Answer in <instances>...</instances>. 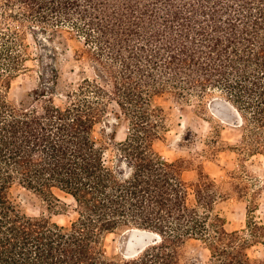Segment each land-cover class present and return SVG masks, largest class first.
Listing matches in <instances>:
<instances>
[{
    "label": "trees",
    "instance_id": "16d2710c",
    "mask_svg": "<svg viewBox=\"0 0 264 264\" xmlns=\"http://www.w3.org/2000/svg\"><path fill=\"white\" fill-rule=\"evenodd\" d=\"M67 33L93 74L60 92L50 44ZM29 34L43 50L40 85L16 103ZM209 97L233 105L248 143L264 145V0H1L0 264H197L192 241L211 252L207 264H264V250L250 252L264 245L258 208L248 234L230 232L216 212L225 188L204 171L186 180L184 162L156 149L169 132L159 99ZM110 114L128 125L116 161L96 136ZM56 190L75 201L70 224L46 213L61 203ZM28 200L45 212L30 215ZM132 230L155 239L132 258L109 255L106 237Z\"/></svg>",
    "mask_w": 264,
    "mask_h": 264
},
{
    "label": "rangeland",
    "instance_id": "374dc122",
    "mask_svg": "<svg viewBox=\"0 0 264 264\" xmlns=\"http://www.w3.org/2000/svg\"><path fill=\"white\" fill-rule=\"evenodd\" d=\"M8 25L14 26L13 22ZM33 39L31 34L26 39V43L32 45L33 53V59L27 63L28 70L21 72L12 83L10 99L16 103L28 98L40 85L42 68L36 60V53L43 50L37 47ZM50 45L58 50L60 92L77 87L84 77L93 74L91 64L81 55L83 44L76 34L67 33ZM158 103L166 109L169 126L166 138L156 144L163 157L170 162H184L187 167L184 172L186 180L194 181L199 172L204 171L225 188L224 191L230 196L219 202L216 212L226 218V228L230 232L239 230L248 234L250 210L254 207L258 208L255 214L257 219L264 223V145L251 146L248 143L250 132L242 126L239 112L233 111V105L221 97H209L204 101L194 99L183 105L162 98ZM109 134L116 136V139L110 141ZM96 136L108 145L109 159L116 161L119 157L118 144L126 140L128 125L126 122L118 123L110 114L97 125ZM56 195L61 200L60 205L46 213L61 225L70 224L76 218L75 201L59 190H56ZM21 197L25 200L24 196ZM25 208L34 216L46 210V207L31 200L26 202ZM148 233L152 237L150 244L155 236ZM134 234L128 231L109 234L106 237L108 254L128 258L136 256L130 253L138 251L149 239L139 240ZM189 250L197 264L209 262L211 252L202 242L192 241ZM263 250L264 245H259L250 252L253 257H260Z\"/></svg>",
    "mask_w": 264,
    "mask_h": 264
},
{
    "label": "water",
    "instance_id": "95a60500",
    "mask_svg": "<svg viewBox=\"0 0 264 264\" xmlns=\"http://www.w3.org/2000/svg\"><path fill=\"white\" fill-rule=\"evenodd\" d=\"M128 232H129V233H136V234H134V235H136V237H137L139 240H143V239H145V238L149 239L148 242H146V244H145L142 248H140V250L144 249V247H146V245H148L149 242L152 240V237H150L151 234H149V233L146 232V231L143 232V231H141V230H132V231H128Z\"/></svg>",
    "mask_w": 264,
    "mask_h": 264
},
{
    "label": "bare ground",
    "instance_id": "6f19581e",
    "mask_svg": "<svg viewBox=\"0 0 264 264\" xmlns=\"http://www.w3.org/2000/svg\"><path fill=\"white\" fill-rule=\"evenodd\" d=\"M235 111H236V109H234ZM238 113V112H237ZM239 114V113H238ZM143 232H145V231H143ZM136 234V233H135ZM142 250H138V251H136V252H132V253H130L131 255H137V254H139L140 252H141Z\"/></svg>",
    "mask_w": 264,
    "mask_h": 264
}]
</instances>
